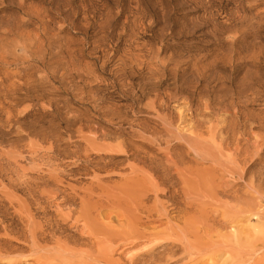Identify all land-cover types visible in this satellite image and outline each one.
<instances>
[{
    "label": "rangeland",
    "instance_id": "rangeland-1",
    "mask_svg": "<svg viewBox=\"0 0 264 264\" xmlns=\"http://www.w3.org/2000/svg\"><path fill=\"white\" fill-rule=\"evenodd\" d=\"M0 264H264V0H0Z\"/></svg>",
    "mask_w": 264,
    "mask_h": 264
}]
</instances>
